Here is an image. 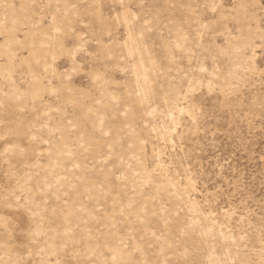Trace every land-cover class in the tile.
<instances>
[{
    "label": "rangeland",
    "instance_id": "1",
    "mask_svg": "<svg viewBox=\"0 0 264 264\" xmlns=\"http://www.w3.org/2000/svg\"><path fill=\"white\" fill-rule=\"evenodd\" d=\"M0 264H264V0H0Z\"/></svg>",
    "mask_w": 264,
    "mask_h": 264
},
{
    "label": "bare ground",
    "instance_id": "2",
    "mask_svg": "<svg viewBox=\"0 0 264 264\" xmlns=\"http://www.w3.org/2000/svg\"><path fill=\"white\" fill-rule=\"evenodd\" d=\"M136 42V39L135 38H132V37H129V40H128V42H126V50H127V52H131L132 51V49H133V44ZM35 56H36V53L34 54ZM144 66V65H143ZM143 66H136L137 68L135 69V72H136V75L140 78L141 77V79H142V87H143V93L145 94V93H148L147 91L146 92H144V89L147 87V85H148V77H149V72H148V70H146ZM149 89V88H148ZM141 94V93H140ZM142 96H143V94H142ZM148 96V95H147ZM145 97V96H144Z\"/></svg>",
    "mask_w": 264,
    "mask_h": 264
}]
</instances>
